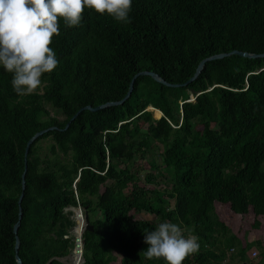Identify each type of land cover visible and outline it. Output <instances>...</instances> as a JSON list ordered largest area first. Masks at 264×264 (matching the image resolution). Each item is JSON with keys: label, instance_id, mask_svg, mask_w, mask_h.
Here are the masks:
<instances>
[{"label": "trees", "instance_id": "obj_1", "mask_svg": "<svg viewBox=\"0 0 264 264\" xmlns=\"http://www.w3.org/2000/svg\"><path fill=\"white\" fill-rule=\"evenodd\" d=\"M129 19L87 8L78 26L59 18L50 44L59 63L42 75L41 92L18 96L13 74L0 65V264H17L22 193L23 264H68L74 226L83 234L82 264H113L118 255L120 264H165L144 256V234L163 222L198 237L199 251L182 264H233L235 257L247 264L252 243L242 246L216 205L240 217L252 209L255 227L264 218V57L207 62L177 88L137 77L123 104L82 111L64 128L85 106L123 99L139 72L183 84L205 58L263 54L264 0H132ZM50 127L57 129L28 150L22 190L26 143ZM46 139L70 162L39 158ZM141 161L149 167L144 184L131 166ZM76 200L92 231L71 208ZM142 212L154 220L137 219Z\"/></svg>", "mask_w": 264, "mask_h": 264}, {"label": "clouds", "instance_id": "obj_2", "mask_svg": "<svg viewBox=\"0 0 264 264\" xmlns=\"http://www.w3.org/2000/svg\"><path fill=\"white\" fill-rule=\"evenodd\" d=\"M132 0H0V65L13 77L18 96L34 94L41 77L58 66L50 47L59 34V18L67 27L78 26L84 10L107 13L117 22L130 23ZM148 260L163 258L165 264H182L199 251L198 237L182 234L175 223H160L144 234Z\"/></svg>", "mask_w": 264, "mask_h": 264}, {"label": "rangeland", "instance_id": "obj_3", "mask_svg": "<svg viewBox=\"0 0 264 264\" xmlns=\"http://www.w3.org/2000/svg\"><path fill=\"white\" fill-rule=\"evenodd\" d=\"M40 92L42 91V85L38 87ZM161 116V114H160ZM154 117H156V114L154 112ZM52 141L50 139H46L41 141L38 144V156L42 160L48 159L51 162L59 161L62 163H69V157H63L61 154H53L51 152L52 148ZM157 163L160 165V159L156 157ZM122 165H126L124 161L121 163ZM132 168L134 170L140 171V181L141 184H144V175L149 172V167L146 162L141 161L138 163L131 164ZM226 176H228V173H226ZM161 187V186H160ZM151 188V187H149ZM152 188H154L152 186ZM169 203V206H172V201L167 200ZM76 205H79L82 210L84 208L81 206V204L76 200ZM216 211L220 217V219L226 223V225L231 229V231L238 237L243 247L246 246V244L252 243V246L247 250L246 252V259L247 264H264V218L260 219V227L253 226V220H254V213L253 210L244 217H240L237 215H234L232 212L229 211L227 206L223 205H216ZM68 214L72 217V212L69 209ZM135 217L137 219H146V220H154V217L152 215L146 214L144 212L140 214H135ZM77 228V226H75ZM237 249L234 251H230V254H236ZM253 253H256V256H253ZM72 259V255L67 258L68 264H70V261ZM121 256H116L115 261L113 264H120ZM233 264H238L237 258L235 257L233 260H231Z\"/></svg>", "mask_w": 264, "mask_h": 264}, {"label": "water", "instance_id": "obj_4", "mask_svg": "<svg viewBox=\"0 0 264 264\" xmlns=\"http://www.w3.org/2000/svg\"><path fill=\"white\" fill-rule=\"evenodd\" d=\"M231 55H237V56H240V57H244V58H251V59H254V58H262L264 57V53L263 54H260V55H254V54H248V53H244V52H239V51H232L230 53H227V54H218V55H213L211 57H208V58H205L203 59L197 66L196 70H195V73L194 75L188 80L186 81L185 83L183 84H168L166 83L164 80H162L157 74L155 73H152V72H139L137 73L131 80L130 84H129V88H128V91L127 93L125 94V96L123 97V99H121L120 101H117V102H110V103H106V104H103V105H100V106H96V107H91V106H85L83 108H81L80 110H78L69 120V122L65 125V128L64 130H66L70 123L72 121L75 120V118L82 112V111H90V112H96V111H99V110H102V109H105L107 107H112V106H119L121 104H123V102L125 100H127L129 98V96L131 95L132 93V90H133V86H134V82L136 80L137 77H140V76H150L153 80L159 82V83H162L164 84L165 86H168V87H172V88H177V87H183V86H186L188 85L189 83L193 82L199 75L200 73L203 71L204 67H205V64L207 62H210V61H214V60H220V59H223L225 57H229ZM149 110H152V109H149ZM160 118V117H159ZM57 128L56 127H50V128H47L45 130H42V131H39L37 132L32 138H30L28 140V142L26 143V147H25V152H24V172L22 174V190H24V185H25V182H24V176H25V172H26V157H27V153H28V150L30 148V146L36 141L37 138H39L40 136H42L43 134L47 133L48 131H52V130H56ZM77 181V180H76ZM22 197H23V193L20 195V198L18 200V205H19V213H18V220H17V223L15 224L14 228H13V232L16 236V242H15V260H16V263L17 264H23L20 257L18 256V248H19V239L17 237V230H18V227H19V223H20V219H21V207H20V203H21V200H22ZM84 211V222H85V231H92L93 228L91 225H89V220H88V215L87 213Z\"/></svg>", "mask_w": 264, "mask_h": 264}, {"label": "built area", "instance_id": "obj_5", "mask_svg": "<svg viewBox=\"0 0 264 264\" xmlns=\"http://www.w3.org/2000/svg\"><path fill=\"white\" fill-rule=\"evenodd\" d=\"M74 232L76 234V237H75V239L73 241L72 259L70 261V264H82V262H83V239H80L78 237L75 226H74ZM253 256H256V253H253Z\"/></svg>", "mask_w": 264, "mask_h": 264}, {"label": "bare ground", "instance_id": "obj_6", "mask_svg": "<svg viewBox=\"0 0 264 264\" xmlns=\"http://www.w3.org/2000/svg\"><path fill=\"white\" fill-rule=\"evenodd\" d=\"M155 111V110H154ZM158 117V116H157ZM71 208H73V209H76L78 212H79V215L78 216H80V217H84V212H83V210L81 209V207L80 206H78V207H71ZM70 209V208H69ZM69 209H66V211H67V213L69 212ZM84 232H85V228H84ZM83 232V233H84ZM81 239H83V234H82V237H81Z\"/></svg>", "mask_w": 264, "mask_h": 264}, {"label": "crops", "instance_id": "obj_7", "mask_svg": "<svg viewBox=\"0 0 264 264\" xmlns=\"http://www.w3.org/2000/svg\"><path fill=\"white\" fill-rule=\"evenodd\" d=\"M217 205H220V204H217Z\"/></svg>", "mask_w": 264, "mask_h": 264}]
</instances>
